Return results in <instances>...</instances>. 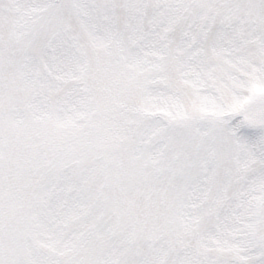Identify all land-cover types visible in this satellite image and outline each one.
<instances>
[{"label": "snow or ice", "instance_id": "obj_1", "mask_svg": "<svg viewBox=\"0 0 264 264\" xmlns=\"http://www.w3.org/2000/svg\"><path fill=\"white\" fill-rule=\"evenodd\" d=\"M0 264H264V0H0Z\"/></svg>", "mask_w": 264, "mask_h": 264}]
</instances>
